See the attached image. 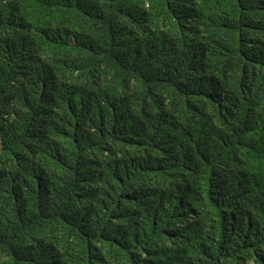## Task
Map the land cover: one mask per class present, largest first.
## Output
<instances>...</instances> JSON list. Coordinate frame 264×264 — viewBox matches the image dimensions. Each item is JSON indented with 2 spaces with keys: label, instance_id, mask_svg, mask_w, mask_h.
<instances>
[{
  "label": "trees",
  "instance_id": "16d2710c",
  "mask_svg": "<svg viewBox=\"0 0 264 264\" xmlns=\"http://www.w3.org/2000/svg\"><path fill=\"white\" fill-rule=\"evenodd\" d=\"M0 264H264V0H0Z\"/></svg>",
  "mask_w": 264,
  "mask_h": 264
}]
</instances>
